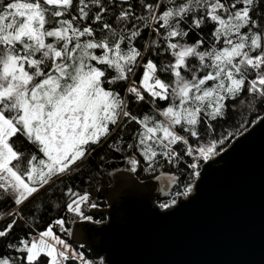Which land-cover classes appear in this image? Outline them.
Instances as JSON below:
<instances>
[{"label": "snow or ice", "instance_id": "snow-or-ice-1", "mask_svg": "<svg viewBox=\"0 0 264 264\" xmlns=\"http://www.w3.org/2000/svg\"><path fill=\"white\" fill-rule=\"evenodd\" d=\"M260 112L264 0H0V264H108L102 178L169 214Z\"/></svg>", "mask_w": 264, "mask_h": 264}, {"label": "water", "instance_id": "water-1", "mask_svg": "<svg viewBox=\"0 0 264 264\" xmlns=\"http://www.w3.org/2000/svg\"><path fill=\"white\" fill-rule=\"evenodd\" d=\"M261 117H264L262 115ZM167 180H112L100 194L102 224L81 242L108 264H264V125L259 119L227 153L205 164L196 194L169 214L156 201Z\"/></svg>", "mask_w": 264, "mask_h": 264}, {"label": "trees", "instance_id": "trees-1", "mask_svg": "<svg viewBox=\"0 0 264 264\" xmlns=\"http://www.w3.org/2000/svg\"><path fill=\"white\" fill-rule=\"evenodd\" d=\"M262 115H264V112H260L259 116H255V115L247 116V119L253 120L254 122L249 124L248 127L244 131H246L249 127H251L259 119V117H261ZM236 119H239V117L237 116ZM224 127L225 128H229V125H224ZM238 135H240V134H238ZM238 135H236L234 138H236ZM149 179H152V178H149ZM149 179H146V180H149ZM111 182H112V179L107 177V176L103 177L102 180H101V183L103 184V186H108V185L111 184ZM80 186H81V188L85 187V185H80ZM94 195H95V198L97 199V201L100 203L101 206H105L106 205L105 198L100 193L94 194ZM94 219H102V220H104L106 218H105V216L103 214L94 213Z\"/></svg>", "mask_w": 264, "mask_h": 264}, {"label": "built area", "instance_id": "built-area-1", "mask_svg": "<svg viewBox=\"0 0 264 264\" xmlns=\"http://www.w3.org/2000/svg\"><path fill=\"white\" fill-rule=\"evenodd\" d=\"M170 191H171V190H170ZM169 193H170V192H169ZM169 193H168V195H167L165 198L160 199V200H157L156 202H157V203H161V202H163V201L169 199V198H170ZM105 206H107V205H105ZM100 207H101V206H100ZM102 207H103V206H102ZM105 220H106V219H104L103 221H105ZM85 251L88 252V253H90L87 249H85ZM102 257H104V256H102Z\"/></svg>", "mask_w": 264, "mask_h": 264}, {"label": "crops", "instance_id": "crops-1", "mask_svg": "<svg viewBox=\"0 0 264 264\" xmlns=\"http://www.w3.org/2000/svg\"><path fill=\"white\" fill-rule=\"evenodd\" d=\"M106 201V200H105ZM107 203V202H106ZM102 207V206H101Z\"/></svg>", "mask_w": 264, "mask_h": 264}, {"label": "rangeland", "instance_id": "rangeland-1", "mask_svg": "<svg viewBox=\"0 0 264 264\" xmlns=\"http://www.w3.org/2000/svg\"><path fill=\"white\" fill-rule=\"evenodd\" d=\"M106 205H107V203H106Z\"/></svg>", "mask_w": 264, "mask_h": 264}]
</instances>
